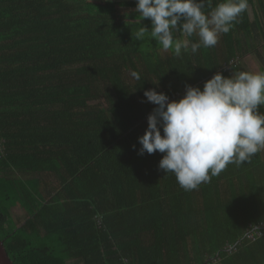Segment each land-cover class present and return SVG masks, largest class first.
I'll return each mask as SVG.
<instances>
[{"label":"trees","instance_id":"1","mask_svg":"<svg viewBox=\"0 0 264 264\" xmlns=\"http://www.w3.org/2000/svg\"><path fill=\"white\" fill-rule=\"evenodd\" d=\"M135 7L0 0V236L11 261L264 264V150L185 191L138 140L155 107L146 89L178 100L186 85L241 71L238 59L262 46L264 0H248L216 46L180 57Z\"/></svg>","mask_w":264,"mask_h":264},{"label":"clouds","instance_id":"2","mask_svg":"<svg viewBox=\"0 0 264 264\" xmlns=\"http://www.w3.org/2000/svg\"><path fill=\"white\" fill-rule=\"evenodd\" d=\"M206 3L211 0H136L134 11L151 20V37L162 49L180 57L182 50L196 53L201 46H216L220 34L228 33L248 8V0H221L205 13ZM146 30L140 28L136 39H143ZM177 33L184 38L176 39ZM193 35L198 42L190 43ZM131 76L140 79L136 71ZM144 97L155 107L138 138L139 154H164L159 168L173 173L185 191L264 150V72H216L202 89L186 85L178 100L155 88L146 89Z\"/></svg>","mask_w":264,"mask_h":264},{"label":"rangeland","instance_id":"3","mask_svg":"<svg viewBox=\"0 0 264 264\" xmlns=\"http://www.w3.org/2000/svg\"><path fill=\"white\" fill-rule=\"evenodd\" d=\"M257 13L253 7L249 6V16L252 20L256 18ZM260 15V13H259ZM261 45L256 51H253L250 47L246 51V55L238 59V64L241 69L245 71L257 72L259 68H264V39L261 41ZM238 72V71H237ZM264 105L260 106L263 108Z\"/></svg>","mask_w":264,"mask_h":264},{"label":"water","instance_id":"4","mask_svg":"<svg viewBox=\"0 0 264 264\" xmlns=\"http://www.w3.org/2000/svg\"><path fill=\"white\" fill-rule=\"evenodd\" d=\"M0 264H13L0 236Z\"/></svg>","mask_w":264,"mask_h":264},{"label":"crops","instance_id":"5","mask_svg":"<svg viewBox=\"0 0 264 264\" xmlns=\"http://www.w3.org/2000/svg\"><path fill=\"white\" fill-rule=\"evenodd\" d=\"M246 55V54H245ZM262 68V67H261ZM261 68H259V71L261 70ZM241 69V68H240ZM241 71H245V70H243V69H241ZM233 74V73H232Z\"/></svg>","mask_w":264,"mask_h":264},{"label":"built area","instance_id":"6","mask_svg":"<svg viewBox=\"0 0 264 264\" xmlns=\"http://www.w3.org/2000/svg\"><path fill=\"white\" fill-rule=\"evenodd\" d=\"M250 236L253 237V233H251Z\"/></svg>","mask_w":264,"mask_h":264}]
</instances>
